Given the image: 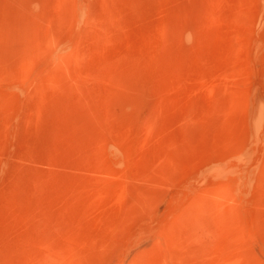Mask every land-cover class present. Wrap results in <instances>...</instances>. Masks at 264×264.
<instances>
[{"label":"rangeland","instance_id":"rangeland-1","mask_svg":"<svg viewBox=\"0 0 264 264\" xmlns=\"http://www.w3.org/2000/svg\"><path fill=\"white\" fill-rule=\"evenodd\" d=\"M0 264H264V0H0Z\"/></svg>","mask_w":264,"mask_h":264}]
</instances>
